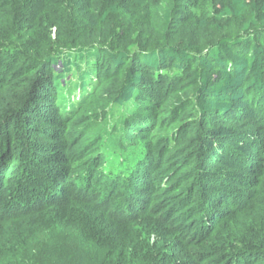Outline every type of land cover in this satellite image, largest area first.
Returning a JSON list of instances; mask_svg holds the SVG:
<instances>
[{
	"label": "trees",
	"instance_id": "trees-1",
	"mask_svg": "<svg viewBox=\"0 0 264 264\" xmlns=\"http://www.w3.org/2000/svg\"><path fill=\"white\" fill-rule=\"evenodd\" d=\"M0 264H264V0H0Z\"/></svg>",
	"mask_w": 264,
	"mask_h": 264
}]
</instances>
